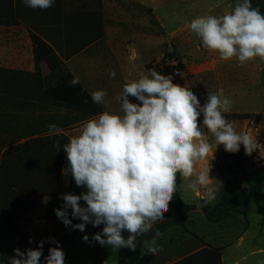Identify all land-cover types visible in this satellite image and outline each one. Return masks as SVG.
<instances>
[{
  "label": "clouds",
  "instance_id": "obj_1",
  "mask_svg": "<svg viewBox=\"0 0 264 264\" xmlns=\"http://www.w3.org/2000/svg\"><path fill=\"white\" fill-rule=\"evenodd\" d=\"M22 2L32 9H48L54 4V0ZM189 27L200 38L203 48L218 53L221 60L236 59L239 66L257 57L264 61V14L259 7H253L251 0H237L231 12L219 17H196ZM108 74L115 78L114 70ZM70 83L75 86L79 79L73 78ZM106 96L105 90L91 93L96 104H105ZM129 97L140 103L130 102ZM115 99L123 115L104 111L84 122L79 134L63 145L68 163L62 172L70 173L76 186L86 191L80 195L62 194L63 205L54 210L66 227L82 233L88 224L103 225L102 231L92 236V241L101 246H110L116 251L124 248L137 251V238L165 220L177 191L178 173L189 181L182 185L185 192L201 195L200 190L204 189V205L216 199L217 189L211 185L210 178L211 163L196 170L199 163L208 159L213 147L201 130V115L202 125L214 137L216 148L223 145L225 151L236 153L243 145L246 155L259 151L264 158V146L256 137L237 132L223 115L230 111L232 102L222 89L217 93L208 92L201 106L189 88L173 83L172 75L149 69L137 80L126 82ZM46 127L49 136L59 137L63 133L55 124ZM53 146L59 152L60 140H55ZM81 200L86 206H81ZM69 209L71 217L80 223H72ZM162 236L157 229L151 239L144 240L141 255L163 251L158 244ZM82 239L88 242L89 236L84 235ZM48 240L56 246L49 248L45 264H65V253L59 243L53 237ZM37 243L35 249H14V255L8 258L9 264H40L44 241Z\"/></svg>",
  "mask_w": 264,
  "mask_h": 264
},
{
  "label": "rangeland",
  "instance_id": "obj_2",
  "mask_svg": "<svg viewBox=\"0 0 264 264\" xmlns=\"http://www.w3.org/2000/svg\"><path fill=\"white\" fill-rule=\"evenodd\" d=\"M261 1L251 0V3L253 7H259ZM236 2L237 0H107V35L99 49L101 57L89 67L94 71L96 68H108L114 70L116 75L115 78H110L109 74L106 76L107 89L96 82L97 76L92 77L94 80L89 79V82L84 79L81 81L91 93L97 90L107 92L105 104H100L103 112L123 115L120 104L115 99L122 91L123 85L137 80L141 74H146L145 67L148 63L156 64L165 53L173 54L175 60L172 63L165 61L166 65H178L172 69L173 83L189 88L197 96L201 106L205 104L208 92L217 93L222 89L224 96L232 102L230 111L223 113L225 118L233 123L237 132L250 133L264 146V93L256 74L258 62L253 59L239 66L236 59L221 60L218 53L203 48L202 41L189 27L196 17H219L231 12ZM132 56L135 59L130 60ZM41 67L42 73L45 74L46 68ZM100 79L104 80L105 76ZM129 100L140 103L134 97H129ZM233 114L251 116L235 119ZM98 115L47 106L46 110L36 108L30 113L20 115L15 125L20 131H45L48 130V124L66 126L62 129L70 138L79 134L84 122ZM202 122L201 115V130L213 147L208 159L199 163L196 170L198 172L211 163V185L217 189L216 199L208 204L212 207L229 188L226 181H231L234 177L227 170L224 177L219 174L221 156L227 151L223 145L216 148L214 137ZM67 163L66 157L64 169ZM251 172L252 194L264 192V158L259 151H256L252 159ZM188 182L181 177L179 196L186 204L198 207L204 189L200 190L201 195L191 191L185 192L182 185ZM242 185L250 189L245 183ZM85 191V188L76 186L70 173H62L57 194L47 201L45 198H34L18 217L24 232L34 242L49 243V237L60 241L69 264H170L201 248L200 240L221 249L222 264L264 262V199L258 201L252 197L251 210L247 216L227 212L214 221L206 220L201 209L194 208L184 216L182 222L163 232V236L158 240L163 251L156 255L142 256L138 253L135 256L127 248L116 251L110 246H101L92 241V236L101 232L103 227L88 224L82 233L71 226L66 227L55 215L54 210L63 205L60 199L62 194L80 195ZM80 204L86 206L83 200ZM68 211L73 224L81 222L79 219H73L71 210ZM84 235L89 236L88 242L83 241ZM13 255L14 251L6 250L7 259ZM0 264H8L1 250Z\"/></svg>",
  "mask_w": 264,
  "mask_h": 264
},
{
  "label": "trees",
  "instance_id": "obj_3",
  "mask_svg": "<svg viewBox=\"0 0 264 264\" xmlns=\"http://www.w3.org/2000/svg\"><path fill=\"white\" fill-rule=\"evenodd\" d=\"M259 9L264 14V0L261 1ZM13 12V0H0V25L14 24L16 21ZM32 41L34 72L0 68V250L8 264L2 243L9 241L13 234L21 236L22 232L13 219L22 206L21 201L28 197L57 194L66 160V153L62 147L69 142V137L64 132L56 137L47 135L48 130L20 131L15 125L16 119L36 108L46 110L47 106L66 111H82L91 115L103 112L101 105L92 101L91 94L80 82L75 86L71 85L70 82L75 77L65 69L64 59L38 37L32 35ZM166 60L172 63L175 56L165 53L158 63H148L146 71L155 69L163 75H172V69L178 65H166ZM41 66L46 68L47 73H42ZM250 116L232 115L235 119H246ZM57 139L61 144L59 152L53 146ZM255 153L256 151L250 156L246 155L241 145L236 153L222 154L218 172L224 177L227 170L234 179L226 181L229 188L212 207L204 205L203 199L200 200L203 207L186 204L178 193V186L181 183V176L178 173L177 191L170 202L169 211L165 213V220L162 223L158 222L148 233L139 236L136 241L137 251H132L131 254L136 256L140 253L143 241L151 239L157 229L165 232L169 227L182 222L184 216L194 208H200L208 221H214L227 212L247 216L251 210L252 197L258 201L264 199V192L253 194L251 192L253 183L251 165ZM242 183L250 189L248 190ZM123 235L126 238L128 233L125 231ZM200 242L201 248L170 264H222L221 249L214 248L203 240ZM55 246V243H44L40 264H45L44 257L48 255L49 248ZM37 247L38 243L30 248ZM65 264H69L66 254Z\"/></svg>",
  "mask_w": 264,
  "mask_h": 264
},
{
  "label": "crops",
  "instance_id": "obj_4",
  "mask_svg": "<svg viewBox=\"0 0 264 264\" xmlns=\"http://www.w3.org/2000/svg\"><path fill=\"white\" fill-rule=\"evenodd\" d=\"M13 11L16 22L0 25V68L34 72V35L64 59L65 68L79 79L90 94V89L81 79L89 82V79L94 80L92 77L97 76L96 82L107 89L106 76L111 69L101 67L94 71L89 67L101 57L99 49L107 35V0H54L53 6L48 9H32L26 7L22 0H13ZM254 60L258 62L256 74L264 93V61L259 57ZM101 76H105V79L101 80ZM36 197L52 196L28 197L21 201L22 206L13 219L22 233L20 237L13 234L9 241L2 243L5 250L19 248L25 251L37 244L18 221L20 213ZM29 239L33 241L31 244ZM57 242L63 249L62 243Z\"/></svg>",
  "mask_w": 264,
  "mask_h": 264
}]
</instances>
